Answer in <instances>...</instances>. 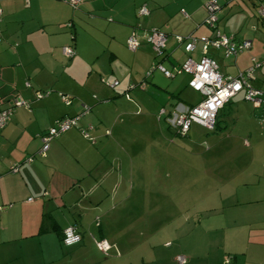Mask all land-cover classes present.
<instances>
[{"label":"crops","instance_id":"1","mask_svg":"<svg viewBox=\"0 0 264 264\" xmlns=\"http://www.w3.org/2000/svg\"><path fill=\"white\" fill-rule=\"evenodd\" d=\"M207 1L83 0L77 10H72L59 0H0V110L7 108L10 98L17 94L29 105L16 108L0 130V264H131L125 261L119 249L125 248L123 243L135 242L133 221L125 213L126 206L117 202L111 207L104 201L111 197L114 202L116 196L121 195L129 200L126 195L130 196L136 185L138 191L143 195L147 193L150 199L152 179L159 180V186L164 179L158 194L166 197L168 193L161 188L167 191L164 184L172 179L170 186H174L178 194L181 215L190 210L187 206L184 208L185 200L198 196L201 185L198 170L201 160L209 161L208 157L201 158L195 153L184 155L186 150L180 147L175 148L174 156H165L168 146L163 142L164 151L160 154H164V158L150 154L142 157L145 149L131 154L129 164L132 159L146 160L149 164L144 166L147 168L143 172L134 173L130 169L122 170L119 156L111 159L117 162V170L105 167L103 162L90 163L89 160L90 164H85L87 158L93 157L87 155L90 146L78 136L76 128L78 122L84 124L87 118L82 122L81 117L75 128L53 139L44 157L39 156L42 146L39 136L59 118L79 115L83 106L88 108L85 116L92 113L98 127L105 128V136L112 133L108 128H118L121 122L123 125L121 117L129 115L133 108L139 107L147 118L166 125L162 111L167 114L179 103L194 105L181 100L187 91H192L188 87L190 77L180 71V65L188 58L199 61L201 44L197 43L194 51L187 54L177 44L176 36L213 38L219 33L232 37L235 42L250 41L251 49L235 59H223L221 53L214 50H209L208 57L223 76L231 77L250 68L254 58L260 63L256 76L264 77V21L257 17V1L217 0L221 10L215 28L204 24ZM141 6L147 8V16H137ZM253 11L261 21L252 16ZM76 25H79L78 30H75ZM150 29H158L167 36L165 51L158 60L142 38L143 32ZM133 30L141 44L135 52H130L125 43ZM64 47L74 49L72 58L62 54ZM154 61L174 73L172 78L166 79H181L161 89L155 71L146 76ZM92 62H109L108 71L104 66L94 67L93 74L85 80L74 75L76 68L87 67ZM112 66L115 70L119 68L118 71L129 67L130 76L115 75ZM114 82L118 83L114 89L107 86ZM256 82L257 79L251 85L264 91V81L259 87ZM141 84L143 88L138 87ZM130 85H134L132 90L128 89ZM41 90L53 92L48 91V95L36 100L35 93H43ZM131 91H134L132 99ZM61 95L71 98V106L63 104ZM122 95L124 99L119 98ZM98 98L102 105H98ZM236 98L245 101L243 93L233 99ZM251 108L257 112L252 104ZM247 135L252 137L251 132ZM255 136L262 144V157L255 159L250 154L239 160L230 157L233 165L222 167L223 182L217 183L214 176L202 177L208 181L202 191L207 214L197 220L183 217L182 222L176 224L177 229L173 230L176 242L183 243L184 232L190 234L186 240L191 245L180 244L178 248L186 259L185 264H223L227 257L231 258V264H264V128H260L258 136L255 129ZM243 145L249 146L247 141ZM28 158H32L29 164ZM211 163L229 162L223 159ZM14 165L18 166V171L13 174L10 167ZM160 165L164 170L159 173L156 168ZM135 178L147 179L148 185L133 183ZM167 222L160 225L154 235L149 232L150 238L145 241L151 242L161 235ZM69 226L77 228L81 242L66 247L61 243V234ZM142 234L140 232L139 237ZM99 239L111 247L106 255L94 244L93 240ZM204 246L208 255L202 256L198 250ZM178 256L182 255L176 254L174 259ZM104 257L111 260H103ZM175 264H178L176 260Z\"/></svg>","mask_w":264,"mask_h":264},{"label":"rangeland","instance_id":"2","mask_svg":"<svg viewBox=\"0 0 264 264\" xmlns=\"http://www.w3.org/2000/svg\"><path fill=\"white\" fill-rule=\"evenodd\" d=\"M69 10L71 12V9ZM253 15L255 18V11H253L252 16ZM252 16H249L250 20H254ZM262 21H264V19H262ZM78 26L79 25H76L75 30H78ZM129 56L132 57V54L129 53ZM224 62L226 65L229 64L228 60H224ZM108 64L109 62H92V64H90L89 66L86 65L87 67L76 68V72L74 75H76L80 79L85 80L87 77H89V75L93 74L92 71L94 67L99 68V66H104V68L108 71ZM115 68L119 70V68ZM112 69L117 76H130L129 67L122 68L120 69V71H118L114 69V66H112ZM154 74L155 76H159L160 81L158 82V86L163 90L167 89L169 84L173 82L177 83L181 79L180 77H177L174 80L166 79L159 71H155ZM256 77L257 82L255 84L259 87L260 83L264 81V77H260V75ZM150 83L151 81H149V87L151 85ZM41 91H43V93H46L48 91L53 92L52 90ZM133 92L134 91H131L129 93L130 99H132ZM262 93H264V91H262ZM119 98L124 99L125 97L124 95H122ZM181 100L185 101V103L190 101L191 103H194V105H196L201 101V96L197 92L187 91L185 93V97L181 98ZM98 101V105H102L101 103L103 102L100 100V98H98ZM139 109V107L133 108L129 112V115L126 114V116H122L121 118H123L124 120L123 125L121 124V122L119 123L118 128L115 127L113 130L108 128L110 131H112L111 135L104 136L105 128L100 129L98 127V124L95 121V116L92 113H89L88 117H82V122L84 121V118L87 119L84 124L78 122V126L76 129L78 130V136L82 138V140L87 142V144H89L90 146V151L87 150V155L93 157H86L87 163L85 164H90L91 162L95 163L96 161L103 162V165L105 167H112L113 170H117V162H113L111 161V159L119 156L120 160L123 162V171L127 172V170L130 169L133 170L134 173H141L145 168L144 166L148 167L149 164L146 160L143 161L132 159L131 164L132 162L134 163L133 166H131V164L128 163L129 158L132 156L131 154H137L140 150L145 149V151L142 153V157L148 156L150 154L152 157L156 156L158 158L162 156L161 158H164V154H160L162 150L164 151V143L166 144V146H168L165 151V156H174V152H176L174 151L176 150L175 148L180 147L183 149V151L186 150L183 153L180 152L184 155H187L186 153H195L200 155L201 158H209V161H204V159L201 160L200 168L198 170L201 176V185L198 196L195 198V196L193 195L186 198L184 208H186L187 206V208L190 210L183 211L182 215L177 205V201L179 200L178 194H175L176 189L174 188V186H170L172 179H169L166 185L164 184V186L167 187V191L161 188L162 191L168 193L167 197L158 194L160 192L159 187H163L164 179H161L160 186L158 185L159 180H157L156 182L154 179H152L149 183L152 189L151 192L153 193L150 196V199L147 193L143 195V193H141L142 191H138L136 185V189L132 188L134 189L133 193L130 196H128V194L126 195V197H130L129 200H126V198L123 199L121 195L119 197L116 196L114 202H111V197L108 199V201H104L106 205L109 204L111 207H113V205H115L117 202L122 207L126 206L127 210L125 213H128L133 221L136 240L135 242L131 243H123L125 248L119 249V252L123 255L127 263L149 264L152 260L153 264H175V255L179 254L183 256V254L178 251L179 245L182 244L183 247L191 245L188 244L190 243V241L186 240V238H188V236L190 235L189 231H186V233L184 232L182 236L183 243H179L178 241L176 242V235H174L173 233V230L175 228L177 229L176 224L178 225L180 222H182L183 217L197 220V218H201L207 214V207L202 202V199L205 197L202 191L208 181L202 179V177L214 176L216 177L217 183H220L225 179L224 174L222 173L224 172L222 167L224 166L225 168H228L233 165L232 163H230V161H232L230 157H236L239 160V158H246L250 154L252 155V158L260 159V157H262V144L257 142L258 139L255 136V129L256 135L258 136V134L260 133V128H264V121H261L259 119L258 111H252L250 103L240 101L236 98L233 99L230 104L226 105L225 108L218 113L216 119L218 128L215 127L214 131H209L200 125L192 124L188 136L186 138H179L176 137L174 135V132L171 129L167 128L163 122L158 123L150 120L149 118H147L145 112H141V110ZM237 109L238 112H236ZM250 123L253 124L252 128L251 125H249ZM89 126L93 127V130L90 132V136L93 137L94 140L93 143L84 139L81 136L79 130L81 128L87 129ZM232 129H234L233 135L231 134ZM247 132H251L252 137H249L247 135ZM159 141L162 144H160ZM244 141H247L249 145L248 147H245L243 145ZM81 147L83 148L82 144ZM223 159L229 163H224L225 165L215 164L216 166L214 165V163H211V161L218 162ZM163 170L164 169L162 165L156 168V171L159 173ZM140 182H145V184L148 185L147 179L143 180L135 178L133 180V183L135 184H139ZM187 203H190V205H188ZM170 220L172 222H170ZM167 221L169 222V224L166 228L162 227V229H164V232L161 235L157 236L151 242L145 241L147 237L150 238L149 232L150 234L154 235V233L159 229L160 225H163V223ZM243 228L246 229V227ZM145 231H148V234L144 233ZM140 232L143 234L139 237ZM165 242H168V244L166 245ZM206 248L207 246H204L198 250L200 251V254L202 256L208 255ZM106 259L109 261L111 260L108 257H104L103 260Z\"/></svg>","mask_w":264,"mask_h":264},{"label":"built area","instance_id":"3","mask_svg":"<svg viewBox=\"0 0 264 264\" xmlns=\"http://www.w3.org/2000/svg\"><path fill=\"white\" fill-rule=\"evenodd\" d=\"M67 4L71 9L77 10L82 4L83 0H59ZM256 14L259 19H264V0H256ZM204 10L206 18L204 24L209 28H215L218 13L220 11V5L217 0H208L204 4ZM149 14L145 6H141L137 10V16L143 17ZM0 22H1V9H0ZM70 27V24H68ZM143 41L150 48L154 59L158 60L162 58L165 51L167 36L165 33L158 29L146 30L142 34ZM140 38L136 34V31H132L126 40V48L130 52H135L140 47ZM175 40L178 45L183 47L185 53H191L194 51L197 43L201 44L202 57L199 61H194L190 58L186 59L180 65V71L187 74L190 77L188 87L200 94L201 101L196 105H184L176 104L172 109L165 114L164 111L161 114L165 115L164 121L169 129H171L178 137H185L192 124L200 125L209 131H213L216 124V118L219 111L224 107L226 103L232 100L235 96L243 93V98L246 102L252 104L259 113V119L264 121V93L251 86V82L256 79V71L260 67V63L255 62L252 58V66L244 72H239L235 77L223 76L216 63L208 57L209 50L219 51L223 59H235L239 54L251 49V42L244 40L241 42H235L232 37L221 35L216 33L213 38L207 37H187L183 38L176 36ZM0 41H1V29H0ZM62 54L67 58H72L75 54L72 47L62 48ZM154 71H159L165 78H172L174 73L166 70L160 63L154 61L151 64L150 69L147 71L146 76L149 77ZM118 85L117 82L107 84L111 89H114ZM238 86V87H237ZM143 88V84L138 86ZM134 85L128 87L132 90ZM49 92L35 93V99H41L48 95ZM61 101L65 106H71V98L66 95H61ZM128 97V96H126ZM28 108L26 103L18 94L12 96L9 100L7 108L0 110V130L3 129L8 123L11 114L16 108ZM88 113V108H82V112L74 117H63L55 121L54 125L49 128L45 133L39 136L42 146L39 150V156L44 157L45 153L49 149L50 143L53 139L60 137L62 134L68 132L70 129L75 128L77 122L81 117ZM92 127H88L86 130H80L81 136L93 143L94 140L90 136L89 132ZM32 158L27 159V163L31 162ZM18 166L14 165L10 167L11 173H16ZM31 201V199L29 200ZM96 248L100 250L104 255L110 250L109 244L103 240H93ZM81 242V234L77 231L75 226H69L65 228L61 234V243L70 247ZM178 264H185L186 259L183 256L176 257ZM223 264H231V258L227 257Z\"/></svg>","mask_w":264,"mask_h":264},{"label":"trees","instance_id":"4","mask_svg":"<svg viewBox=\"0 0 264 264\" xmlns=\"http://www.w3.org/2000/svg\"><path fill=\"white\" fill-rule=\"evenodd\" d=\"M220 10H221V8H220ZM1 16H2V15H1ZM217 21H218V20H217ZM153 63H154V62H153ZM153 63H152V64H153ZM217 116H218V114H217ZM59 119H60V118H59ZM216 119H217V118H216ZM216 125H217V121H216L215 127H216ZM214 129H215V128H214ZM213 131H214V130H213Z\"/></svg>","mask_w":264,"mask_h":264},{"label":"bare ground","instance_id":"5","mask_svg":"<svg viewBox=\"0 0 264 264\" xmlns=\"http://www.w3.org/2000/svg\"><path fill=\"white\" fill-rule=\"evenodd\" d=\"M1 15H2V12H1Z\"/></svg>","mask_w":264,"mask_h":264},{"label":"snow or ice","instance_id":"6","mask_svg":"<svg viewBox=\"0 0 264 264\" xmlns=\"http://www.w3.org/2000/svg\"><path fill=\"white\" fill-rule=\"evenodd\" d=\"M238 87V86H237Z\"/></svg>","mask_w":264,"mask_h":264}]
</instances>
